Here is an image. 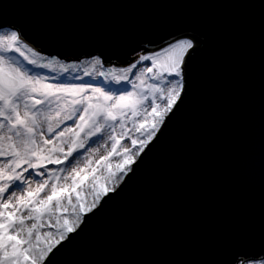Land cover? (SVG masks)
Here are the masks:
<instances>
[{
  "label": "water",
  "instance_id": "water-1",
  "mask_svg": "<svg viewBox=\"0 0 264 264\" xmlns=\"http://www.w3.org/2000/svg\"><path fill=\"white\" fill-rule=\"evenodd\" d=\"M11 29L46 55L121 67L192 41L166 126L56 264L264 256V0H0Z\"/></svg>",
  "mask_w": 264,
  "mask_h": 264
},
{
  "label": "snow or ice",
  "instance_id": "snow-or-ice-1",
  "mask_svg": "<svg viewBox=\"0 0 264 264\" xmlns=\"http://www.w3.org/2000/svg\"><path fill=\"white\" fill-rule=\"evenodd\" d=\"M190 48L185 40L152 55L137 54L119 75L99 71L104 80L89 87L91 81L77 84L82 77L67 75L78 73L83 62L44 54L18 29L0 34V264H56L166 126L184 89L183 52ZM146 60L151 66H143ZM137 64L144 70L129 80ZM97 66L104 64L94 56L92 71L84 68L82 76H92ZM145 74L154 82L146 89ZM112 80L122 86L115 94ZM128 83L130 91L124 89ZM117 126L131 148L120 144ZM107 129L110 151L101 143ZM133 129L138 138L129 136ZM98 144L107 154L94 165ZM114 156L121 157L118 163H106ZM232 264H264V256L237 254Z\"/></svg>",
  "mask_w": 264,
  "mask_h": 264
},
{
  "label": "rangeland",
  "instance_id": "rangeland-1",
  "mask_svg": "<svg viewBox=\"0 0 264 264\" xmlns=\"http://www.w3.org/2000/svg\"><path fill=\"white\" fill-rule=\"evenodd\" d=\"M5 31H6V30H0V34H4ZM182 40L184 41L185 39H182ZM182 40H179V41H177V42H180V41H182ZM177 42H175V43H177ZM167 47H168V46H167ZM165 48H166V47H165ZM187 50H188V49H187ZM187 50H186V51H187ZM186 51L183 52V56H184V54L186 53ZM156 52H157V51H156ZM150 54H153V53H150ZM173 55H180V51L178 50V51H177L176 53H174ZM63 61H65V60H63ZM65 62H67V61H65ZM82 62H83V63H82V67L80 68V71H79L78 73L74 72V73H70V74H67V75H70V76H80V77H82V78L76 79V80L74 81V82L77 83V84L82 83V82H84V81H91V83L89 84V87H98V86H100L99 81L104 80V77L97 75V73H98L99 71H106V67L104 66L103 68H100L99 66H97V67H96V72H94L92 76H82V73H83L84 68H87L88 71H90V72L92 71V67H91V59L83 60ZM67 63H70V62H67ZM143 66H151V61H145V62H143ZM126 67H127V66H124V67H121V66H111V67H107V68H113V69H115V71H116L117 74L119 75V74H120V70L123 69V68H126ZM143 70H144V68L139 64V65L137 66V69H134V70H133L134 75H130V76H129V80H135V77H136V76H139L140 73H141ZM150 76H151V74H145V80H146V83H145V85H144V88H145V89L147 88V83H154L153 81H151ZM166 79H167V80H173V79H176V78H174V77H166ZM135 82H136L137 84H139V81H138V80L135 81ZM105 83H108V81H105ZM111 83H112V89H113V92L110 93V94H115V93L117 92V90L121 89L122 86L116 84L114 80H112ZM124 89H125V90H128V91L132 90V85H131V83L126 84V85L124 86ZM137 91H140V89H137ZM121 94H122V93H121ZM137 119L139 120V119H141V118H137ZM149 119H150V117H149ZM71 123H72L71 121L68 122L69 125H71ZM126 128H132L131 123L127 124V125H126ZM110 132H111V130H110V129H107V130H106V134H105V138H104L103 141H101V143H105V144L108 145V148H107L108 151L111 150V148H110L111 141H108V140H107V135L110 134ZM120 132H121V129L117 126V129H116L117 139H120V135H119ZM129 136H131L132 138H138V137L140 136V133L136 132V131L133 129L132 132H129ZM94 139H95V138H94ZM151 143H152V142H151ZM151 143H150V144H151ZM120 144L123 145V146H125V147H129V148H131V140L128 139V138L120 139ZM150 144H149V145H150ZM149 145H148V146H149ZM96 147L99 148V151L96 152V153L93 155L94 165H95V161L99 160L102 156H104V155L107 154L105 148L100 147L99 144L96 145ZM147 148H148V147H147ZM147 148H146V149H147ZM146 149H145V150H146ZM119 151H121L120 146H118V152H119ZM142 155H143V153L141 154V156H142ZM141 156H140V157H141ZM140 157H139L138 159H136V162H135L134 164L131 165L132 168H133V166L139 161ZM120 159H121L120 156H114V157H112V159H111L110 161H108V162H106V163H111V164L114 165V164L118 163V162L120 161ZM81 166H83V163H81ZM100 171H104V169L101 168ZM25 175H27V174H25ZM37 179H39V178H37ZM121 185H122V184H121ZM121 185H120V186H121Z\"/></svg>",
  "mask_w": 264,
  "mask_h": 264
},
{
  "label": "bare ground",
  "instance_id": "bare-ground-1",
  "mask_svg": "<svg viewBox=\"0 0 264 264\" xmlns=\"http://www.w3.org/2000/svg\"><path fill=\"white\" fill-rule=\"evenodd\" d=\"M185 40H187V41H190L191 43H192V41L190 40V39H185ZM184 40V41H185ZM183 41V40H182ZM160 51V50H159ZM154 52H156V51H153V52H148V53H140V55H152V54H150V53H154ZM158 52V51H157ZM184 56H185V54H184ZM184 56H183V59H184ZM88 60V59H87ZM65 61H67V60H65ZM83 60H81V61H67V62H70V63H73V62H82ZM147 61V60H146ZM143 62H145V61H143ZM139 64H137V66H138ZM105 67H106V71H108L109 69H113V68H107V67H111V66H106V65H104ZM112 66H116V65H112Z\"/></svg>",
  "mask_w": 264,
  "mask_h": 264
}]
</instances>
